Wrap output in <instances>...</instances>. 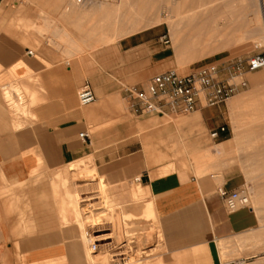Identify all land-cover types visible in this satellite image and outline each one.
Segmentation results:
<instances>
[{
  "label": "crops",
  "instance_id": "1",
  "mask_svg": "<svg viewBox=\"0 0 264 264\" xmlns=\"http://www.w3.org/2000/svg\"><path fill=\"white\" fill-rule=\"evenodd\" d=\"M7 1L0 0V191L11 195L12 202L8 197V203L1 205L0 226L19 225L16 220L22 209L27 219L22 225L41 227L38 235L23 239V247L12 252L19 264H91L89 256H94L91 251L87 256L83 237H89L88 227L102 224L92 217V225L84 224L72 179L78 174L72 172L87 169L93 173L99 169L103 184L110 188L111 207L125 205L129 197L135 202L147 199L139 213L120 212L114 219L121 218L117 230L122 225L125 230L131 219L143 220L147 206L152 209L163 250L149 264H264V212L249 206L229 213L217 193L220 187L250 189L240 169L198 178L180 172L188 166L177 169L167 163L158 173L154 166L165 156L154 148V139L148 135L141 139L146 156L133 150L132 141L122 139L131 128L115 124L114 80L99 67L70 63L58 50H32L35 38L19 27L20 16L5 8ZM158 26L120 42L130 80L142 83L179 60L192 59L172 39L164 44L161 39L167 33ZM87 76L97 100L82 107L78 93ZM201 112L203 117L218 115L214 109ZM90 129L97 130L93 138ZM82 133L90 139L80 138ZM173 143L178 144L176 138ZM134 181L138 184L131 189ZM19 195L26 196L22 204L16 202Z\"/></svg>",
  "mask_w": 264,
  "mask_h": 264
},
{
  "label": "rangeland",
  "instance_id": "2",
  "mask_svg": "<svg viewBox=\"0 0 264 264\" xmlns=\"http://www.w3.org/2000/svg\"><path fill=\"white\" fill-rule=\"evenodd\" d=\"M5 8L15 10L20 16L19 27L35 38L32 50H58L70 63L99 67L107 79L114 80L118 95L115 124L131 128L122 139L132 141L133 150H140L145 156L142 137L148 135L154 139V148L157 152L164 151L165 156L164 162L154 166L158 173L167 163L168 167L174 164L177 169L188 166L180 172L198 178L222 176L226 170L238 167L245 177V185L250 188V207L264 212V68L245 76L247 88L214 109L218 115L203 117L199 111L167 116L163 120L158 116L137 118L130 113L124 89L146 86L155 74L142 83L127 78L129 73L120 48V42L128 35L160 25L159 29L169 34L176 46L184 47V56L192 58L188 63L179 60L166 71L185 74L226 61L251 60L264 54L262 0H95L86 6H77L74 0H8ZM108 52L113 54L110 59ZM90 79L87 76L85 82ZM223 125L229 127L228 135L213 140L210 133ZM89 133L93 138L97 130L90 129ZM174 138L177 145L173 143ZM228 140L232 141L218 146ZM93 164L96 163L93 161ZM85 171L72 172L78 173L72 178L78 191L76 199L79 208L84 210L83 218L91 216L102 224L92 227L95 221L86 224L90 226L86 232L89 237H83L87 256L91 243L96 242L99 251L95 255L109 256V264H149L151 257L163 250L157 221L145 219L125 230L122 226L117 230L121 218L118 222L114 219L120 212L139 213L138 209L147 199L135 202L129 197L125 205L113 208L107 200L110 188L107 183L103 184L106 181L99 169L94 173L91 169ZM137 184L134 181L129 187L132 189ZM8 197L12 196L0 191V207L8 203ZM15 198L20 204L26 200L24 195ZM23 212L18 211L19 225L0 226V264H19L12 252L23 247V239L40 232L41 227L22 225L27 222ZM126 229L128 233L124 235ZM104 235L109 239L100 241ZM96 256H89L91 264Z\"/></svg>",
  "mask_w": 264,
  "mask_h": 264
},
{
  "label": "built area",
  "instance_id": "3",
  "mask_svg": "<svg viewBox=\"0 0 264 264\" xmlns=\"http://www.w3.org/2000/svg\"><path fill=\"white\" fill-rule=\"evenodd\" d=\"M95 0H77L80 5L92 4ZM166 45L171 43L169 34L162 37ZM32 54V52L30 51ZM264 68V54L251 60H231L204 67L196 72L181 74L169 70L153 76L146 86L124 89V96L130 113L137 118L146 116L190 115L202 110L217 109L247 88L245 76ZM80 105L88 107L96 102L92 84L86 81L78 93ZM229 133L227 125L210 133L213 140L224 138ZM80 138L89 140L90 135L82 133ZM218 196L229 213H235L251 204L249 189L230 191L220 187ZM90 251L96 254L99 245L91 243ZM239 264V263H233Z\"/></svg>",
  "mask_w": 264,
  "mask_h": 264
},
{
  "label": "bare ground",
  "instance_id": "4",
  "mask_svg": "<svg viewBox=\"0 0 264 264\" xmlns=\"http://www.w3.org/2000/svg\"><path fill=\"white\" fill-rule=\"evenodd\" d=\"M74 4H76L77 6H86V5H91V4H83V5H80V4H78L77 3V0H74ZM143 9H145L144 7H142ZM142 10V9H141ZM141 13H143V12H141ZM262 14L264 15V0H262ZM93 15V14H92ZM142 15V14H141ZM96 16V15H95ZM105 16H106V14H105ZM144 18V17H143ZM108 19V18H107ZM110 19V18H109ZM115 20V19H114ZM118 20V19H117ZM129 20V19H128ZM134 20H137V19H135L134 18ZM113 22V21H112ZM140 22V21H139ZM133 23V22H132ZM137 23V22H136ZM142 24V23H141ZM109 25H110V23H109ZM109 27V26H108ZM107 27V28H108ZM112 27V26H111ZM110 27V28H111ZM113 27H115V26H113ZM99 28V27H98ZM137 30V29H136ZM135 33V32H134ZM137 33V32H136ZM30 44H32V43H30ZM33 45V44H32ZM29 50V49H28ZM27 87V86H26ZM9 88V87H8ZM3 91V90H2ZM10 91V90H9ZM20 91V90H19ZM9 100V99H8ZM5 103V102H4ZM26 103H28L27 101H26ZM28 105V104H27ZM4 106V105H3ZM8 109V108H7ZM3 111V110H2ZM6 113V112H5ZM3 115H4V113H3ZM86 163V162H85ZM84 164V163H83ZM75 165H77V164H75ZM77 166H79V165H77ZM86 166V165H85ZM76 167V166H75ZM77 168V167H76ZM81 168V167H80ZM74 171V170H73ZM81 172V171H80ZM84 172H86V171H84ZM73 207V206H72ZM79 210V209H78ZM83 211V210H82ZM74 212V211H73ZM80 213V212H79ZM146 213V214H145ZM144 214L146 215V216H144L143 215V220H150V219H152V220H155V216H154V214H153V212H152V209L149 207V206H147V208H146V212H145ZM81 214V213H80ZM76 218H78V219H80V215H78ZM136 219H138V218H136ZM132 221L131 222H127L126 223V226H129V225H134V224H140L141 223V220H137V221H133V220H135V219H131ZM92 222V218H91V216L90 217H87V218H85V220H84V224H87V223H90V222ZM156 221V220H155ZM154 221V222H155ZM143 222V221H142ZM123 226V225H122ZM83 227H85V226H83ZM82 231V230H81ZM91 243V240H89V244ZM92 254V253H91ZM93 256H96L95 254H92ZM93 258V257H92ZM97 258V259H96ZM95 260H94V264H109V261H110V258H109V256H107V255H105V254H98V256H96L95 258H94ZM112 260V259H111Z\"/></svg>",
  "mask_w": 264,
  "mask_h": 264
}]
</instances>
